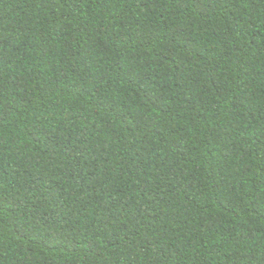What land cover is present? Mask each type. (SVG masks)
<instances>
[{"label":"trees","instance_id":"16d2710c","mask_svg":"<svg viewBox=\"0 0 264 264\" xmlns=\"http://www.w3.org/2000/svg\"><path fill=\"white\" fill-rule=\"evenodd\" d=\"M0 264H264V0H0Z\"/></svg>","mask_w":264,"mask_h":264}]
</instances>
